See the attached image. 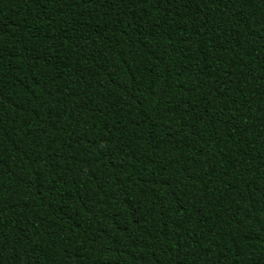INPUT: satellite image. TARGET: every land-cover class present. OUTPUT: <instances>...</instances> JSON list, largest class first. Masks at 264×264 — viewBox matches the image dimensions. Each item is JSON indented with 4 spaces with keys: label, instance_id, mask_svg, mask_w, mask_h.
Wrapping results in <instances>:
<instances>
[{
    "label": "trees",
    "instance_id": "1",
    "mask_svg": "<svg viewBox=\"0 0 264 264\" xmlns=\"http://www.w3.org/2000/svg\"><path fill=\"white\" fill-rule=\"evenodd\" d=\"M0 264H264V0H0Z\"/></svg>",
    "mask_w": 264,
    "mask_h": 264
}]
</instances>
